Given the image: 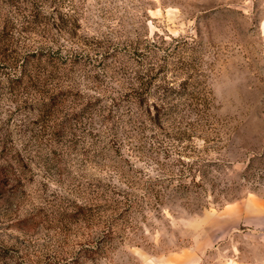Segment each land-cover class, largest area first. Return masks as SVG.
I'll use <instances>...</instances> for the list:
<instances>
[{
	"label": "rangeland",
	"instance_id": "rangeland-1",
	"mask_svg": "<svg viewBox=\"0 0 264 264\" xmlns=\"http://www.w3.org/2000/svg\"><path fill=\"white\" fill-rule=\"evenodd\" d=\"M39 1L0 0V23L69 22L17 33L56 63L45 85L37 53L28 85L0 66V264H264L236 210L264 198V0ZM184 80L215 127L154 124Z\"/></svg>",
	"mask_w": 264,
	"mask_h": 264
},
{
	"label": "trees",
	"instance_id": "trees-1",
	"mask_svg": "<svg viewBox=\"0 0 264 264\" xmlns=\"http://www.w3.org/2000/svg\"><path fill=\"white\" fill-rule=\"evenodd\" d=\"M16 3H21V0H13ZM39 8L40 10L44 8V5H47V2L40 0L39 1ZM37 25L42 26L45 29H55V31L64 33L66 27L69 26V22L67 20L65 21H32L30 23H13L10 21H4L0 23V66L10 68L11 70H14L15 73H17V76L15 78H11L9 76L10 81L17 82L19 86L21 84L28 85L29 79H27V76L25 75V69L28 65H32L31 61H29L30 54H33V58L37 55L39 56L36 58L37 64L45 65V69L43 72H38L33 77L29 75L30 80H33L34 82L40 83V79H43V82L40 83V85H45L48 78L52 77L54 72L59 71L58 68H56V63L54 61H51L50 57L48 55H44L42 52L46 49L43 47L34 48L33 46H29L28 44L20 45L18 43V36L17 33L20 35L25 34L27 31H32L29 26L36 27ZM50 41V40H49ZM34 48V49H33ZM32 50V51H31ZM43 60H45L43 62ZM44 63V64H43ZM161 68V66H160ZM155 70L154 65H150L149 68H144L141 71H135V74H139L136 77V80L140 83L141 81H144L145 79L150 80L152 79V74ZM147 72V73H144ZM154 77V76H153ZM145 84V83H144ZM152 84V81H149V85ZM191 87H194L193 85ZM201 87V86H200ZM199 86L191 91L189 89V80H184V82L180 86V90L177 89H170L172 94H178L180 96H190L189 102L185 101L181 105H185L187 109L184 108H176L173 105H170L169 103H164L161 105H152L148 106L146 111L149 113L150 116H152L154 124H157L158 126H161L163 122V118L166 117H173L174 114H177L178 116L184 114L187 110H189V106L192 107L190 109L191 113H193L198 118V123L201 126V131H203V127L209 125L210 127H215L218 123V119L211 120L212 117L216 116H210L211 110H212V103L210 97L207 96V90L206 87L200 88ZM190 90V91H188ZM206 92V93H205ZM173 106V107H172ZM153 109V111L151 110ZM175 110H178L174 112ZM154 115V116H153ZM213 130L215 128H212ZM7 186L8 182L7 179L3 177V174L0 173V197L3 196L7 192ZM83 210V208H81ZM82 219H85L82 217ZM82 255L84 256L85 260H94L98 256L101 255L98 249L93 248H87L84 249L82 252ZM80 257H75L72 260L71 264H80L79 262ZM69 264V263H64Z\"/></svg>",
	"mask_w": 264,
	"mask_h": 264
},
{
	"label": "crops",
	"instance_id": "crops-1",
	"mask_svg": "<svg viewBox=\"0 0 264 264\" xmlns=\"http://www.w3.org/2000/svg\"><path fill=\"white\" fill-rule=\"evenodd\" d=\"M236 210L241 225L247 230L264 232V198H248L236 205Z\"/></svg>",
	"mask_w": 264,
	"mask_h": 264
}]
</instances>
